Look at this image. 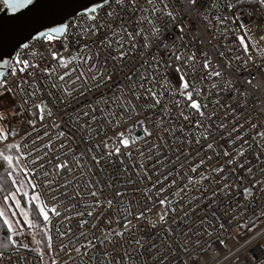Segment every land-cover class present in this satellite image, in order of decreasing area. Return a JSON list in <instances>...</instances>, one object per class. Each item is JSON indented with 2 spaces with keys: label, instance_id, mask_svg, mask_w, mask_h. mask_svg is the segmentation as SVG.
<instances>
[{
  "label": "built area",
  "instance_id": "obj_1",
  "mask_svg": "<svg viewBox=\"0 0 264 264\" xmlns=\"http://www.w3.org/2000/svg\"><path fill=\"white\" fill-rule=\"evenodd\" d=\"M247 1L249 0H244L243 3L236 5V0H214L216 6L212 7L213 0H198L202 13L207 12L209 17L207 20H201L194 14L184 15L186 8L184 0H164L169 5V10L174 11L178 18L183 16L184 24L186 25L184 33L178 36L172 30L171 23H168L165 35L169 39L166 40V43L171 44V41L175 40L185 55L196 54V80H201V76L205 78L198 84V88L203 89L202 95L194 96V99L207 105L203 109L206 115L215 113L212 116L213 126L220 123L225 124L223 138H221V131L214 128L217 143L224 146L229 138L230 129L236 125L242 140H236L230 146L232 157H235L237 160H247L249 166L253 169L252 173L245 171L239 175L235 172L228 175L229 182L242 180L244 186L250 182L256 183V188L252 190L253 195L247 201L244 200L242 195H237L235 184L231 190V195L225 196L224 193L217 191V183L208 180L201 181L203 186L208 188V192L185 191L181 194L184 197L183 201L175 205L177 208L175 222L171 223L170 227L175 231L176 238L182 242L183 237L181 236V232L189 226L187 218L181 219L184 216V211H187L189 207L187 201L193 196L200 197V200L194 201V203H200L203 209L200 214L207 215L209 211L208 204L211 203L209 198L212 197L213 192L217 193L215 202L212 203L211 211H216L220 219H213V222L217 226L220 223L225 224L227 229L224 233L225 237H232V239L228 240L229 248H232V245L237 243L243 244L247 240L251 241L250 244L239 252H236V249L232 248V253L235 254H231L228 249H224V255H227L229 258L222 259V264H245V261L249 260L251 254L259 255L261 251H264V234H262L264 233V215H261L264 212V191L261 190L264 189V140H261L257 135L258 132L264 131V88L250 90L247 96L241 95L245 91L243 81L251 78V75H256L257 81H259L260 76L264 75V56H261L256 51L255 46L251 44L249 46V53L246 55L236 38L238 35H243L246 31L241 25H246L254 37L258 36L262 29H264V10H261L258 4ZM138 3L145 8L151 7L146 4V0H138ZM156 3L158 8L163 6L159 0H156ZM228 3L236 6L228 9L226 7ZM104 8L105 4L99 7L98 10ZM122 15L123 20L118 21L119 23H124L130 31L138 28L142 29L144 34L148 35H150L152 26L144 20L145 16L153 19L157 26L165 24L169 19L166 15L159 12L156 16H150V13L147 11L143 13L136 12L135 14L128 11L122 13ZM217 16L222 19L217 20L213 18ZM103 21L104 15L101 11L98 22ZM87 23L89 22L82 19V14L71 18L66 24H71L68 28V36L62 41L67 45V51L61 49V42L59 41L53 43L51 50H60L65 57H69L84 44H91V41L86 38L85 33L82 31V29L87 27ZM77 24H80L81 27H74ZM141 41L142 37L137 38L138 44ZM260 44L264 46V41H260ZM27 45L29 46L27 49L21 48L17 54L30 59L32 51L47 52L49 50L48 42L43 39L30 40ZM153 51L156 53V59L161 60V64L156 68L157 78L160 75H166L173 86V91H175L179 86V80L178 74L174 69L179 65L169 59L165 50L161 49L157 51L155 45H153ZM249 55L254 62H248L246 67H243ZM237 57H240V59L238 60ZM205 58L211 61V67L206 70L207 73H211L213 69H216L222 72L221 77L205 74V70L201 67ZM140 59H148V57L138 55L135 60L129 59L124 72H127L134 65H138ZM49 61L50 57L45 61L48 66L52 67L56 65L55 61ZM165 63L170 65V67L165 68ZM152 70V68L148 69V71ZM58 71L63 72L64 69H58ZM144 71V68L140 69V73ZM192 75L193 73L188 71V76L191 77ZM39 78L37 76V79ZM72 78H75V73L72 74ZM119 79L123 80V73H121ZM151 79L149 77V83L145 84V88L153 86L159 90V84L151 85ZM227 81L232 82V87L227 85ZM213 84L216 87H212ZM51 91L56 92L55 89H51ZM48 92L49 89L44 87L35 99H30L27 104H23L24 97L17 96L14 100L13 107L22 105L23 109L27 110H30L31 105L39 102L41 99L48 105H55L52 108L53 115L49 117L45 114L43 122L35 124V130H33L32 125L22 122L23 116H14L10 110L8 120L3 121L5 127H11L19 131V135L9 137L8 141L17 142V145H19V154L24 169L31 179L34 182L43 184L46 182L43 175L44 171L53 172L49 180H54L55 182L50 184V187L57 188L58 190L42 197L49 208L52 205H56V211L59 213V215H53L49 212L48 260L26 249L15 248L0 254V264H109L112 258L119 260L121 256L125 257L124 264H156L152 256L157 251L163 253L166 243H172L173 251H176L177 256L183 259V252L177 251L176 243L173 242L172 238L166 236L163 229L157 231L135 220H133V223L137 224L138 228L134 229L131 234L125 232L124 238H116L114 244L106 243L103 248L88 250L86 248L87 241L81 235V232L87 233L88 239H92V233L96 232V229H91V224L96 223L98 228L105 227L104 217H101L99 221H94L92 217H88L86 214L80 215V213H86L87 211L84 206L93 202V198L89 196L90 190L97 191L98 193L102 190V195L99 197L101 201L105 197L111 198L116 190L127 191L128 196L125 197V200L132 198L133 203L136 200L140 201L141 210L145 207L150 209L149 212L145 213L149 217H155L158 212L162 211L158 203L161 197H168L172 201L180 200L179 196L172 195L173 191H179V189L172 185L171 182L175 180L177 184H182L188 175H192L198 179L196 173H190L189 169L197 165L200 159V156L197 155L198 146L193 145L189 147L187 144H184L182 142V135L178 130L183 127L185 132H187L189 128L188 122L178 115L180 109L174 103V100H180L181 107H183V98L168 96L165 93L162 97V105L171 108L170 115L158 109H150L149 101L142 99L138 102L140 106L138 118L143 121V126L152 133L151 136H145L143 128L136 127L135 121L130 120L120 126L113 124L111 128L103 127L100 135H97L94 131L92 133L93 139L89 144L82 142L81 133L72 127V119L76 115L73 108L78 106L75 104L66 106L59 102L58 94L57 99L54 100L52 96L48 95ZM12 99L11 93L6 94L3 103L7 106L8 101ZM88 99H91V96ZM24 116H28L29 119H35L34 116L29 114V111H25ZM198 118V116L193 114V122ZM53 121L57 122L58 127L52 126ZM161 121H163L164 127L177 129L175 135H169L167 132L158 129L157 124ZM102 123V121H98L96 124H93V128L100 127ZM205 124H208V121H205ZM252 124L257 125V127L252 128ZM240 126H242V129ZM61 128L65 132V137L62 139L67 148H61L60 141L57 139V133ZM70 129L71 135L74 136L71 142H69L68 138ZM25 130L30 133L26 138ZM45 131L48 132L47 136L44 134ZM120 132H124L126 135L129 132L134 133L138 138L137 147L145 155L141 157L134 149L131 158L121 156L119 159L104 160L101 166H97L90 161L92 153H88L87 160L85 157H81L82 167L76 166V161L73 160V151L77 154L84 152L86 148L94 147L99 141L109 136L114 137ZM37 134L40 136L39 140L36 139ZM236 135L237 133L235 132L231 133L232 138ZM161 136L164 137L163 140L157 139V137ZM49 137L53 141L50 155L46 154L47 149L44 148ZM34 140L36 141L35 144H33ZM68 149H72L73 151H69ZM240 149L244 150V157L236 156V151ZM96 154L99 155V153ZM200 155L206 157L207 154L201 153ZM54 156H59L61 161L69 163L71 171L65 172L62 170L60 175H56L53 171V164L58 161L53 159ZM257 156L260 157L259 160L256 159ZM120 159L124 160L123 165L120 164ZM225 159L228 158L221 157L219 164L215 160H206V163L201 166L204 174L207 175L212 168L223 164ZM141 164H143V167H140ZM125 168L127 171H122ZM168 173H171V175L165 180L164 176ZM225 174H228V170H226ZM129 180L135 183L129 184ZM158 180L159 183H157ZM109 183H111V186H109ZM218 183L222 185L224 181L219 180ZM65 184L67 188L60 187V185ZM161 187L165 189L163 192L158 191ZM37 191H40V189H37ZM44 191L47 193L48 189H44ZM65 191L68 193L67 196L63 195ZM77 192L79 195L76 194ZM145 192L152 199H148ZM52 196H56L58 199L53 200ZM116 204H119L118 199L114 201V207ZM181 209L184 211H181ZM198 218L199 216H196L192 219V225L196 224V219ZM255 218H259L261 221L257 225H253L254 223L250 224ZM168 219L171 221L173 217L169 216ZM84 221H87V226L82 229L80 225ZM238 223L241 227H237ZM112 227H117L115 220ZM117 230L120 229L118 228ZM96 234L100 235L98 232ZM136 239H140L144 243V248L141 249L135 244ZM153 244L156 247L150 251ZM76 249H79V253ZM85 251L88 252V255H82ZM105 251L109 253L108 256L103 255ZM141 252L143 255H141ZM237 256H239L238 261L236 259ZM170 264H176L175 257L170 261ZM189 264H195V262L189 261Z\"/></svg>",
  "mask_w": 264,
  "mask_h": 264
},
{
  "label": "snow or ice",
  "instance_id": "obj_2",
  "mask_svg": "<svg viewBox=\"0 0 264 264\" xmlns=\"http://www.w3.org/2000/svg\"><path fill=\"white\" fill-rule=\"evenodd\" d=\"M163 5L161 8L157 7L156 0H146V4L150 5V8H145L139 5L138 0H105V8L98 10L97 8H89L87 4H82L80 7L85 9L82 14V19L89 22L87 27L82 29L91 44H84L82 47L78 48L73 55L65 57L60 50H51L54 42H61V49L67 51V45L62 41L68 36V28L71 26L64 25L60 21H52V23L60 24L58 27H50L48 25H43L47 27V32H40L39 37L46 40L49 45V50L45 51H32L30 53L31 58H24L17 54L13 60L9 61L4 59L5 55L10 56L11 52H3L0 50V122L8 120L9 110L11 114L16 116H23L22 122L30 124L35 130V124L37 122L42 123L44 115L51 117L53 115L52 108L55 105H48L41 99L39 102H35L31 105V109H23L22 105L13 107L14 100L17 96L24 97L23 104H27L30 99L34 100L38 93H40L44 87L49 89L48 95L52 96L54 100L57 99V94L59 97V102L65 104L66 106H72L73 104L78 107H74L73 111L76 113L75 117L72 119V127L75 128L77 132L81 133V141L85 143H91L93 139L92 133L95 131L97 135L101 134L102 128H111L113 124L120 126L123 123H127L130 120L135 121L136 127H142L145 136H151L152 133L148 131L146 127L143 126V121L140 120V106L138 104L142 99L150 102V109H158L163 113H171V108L162 105V97L165 93L172 97H182L183 107H181L180 100H174L177 108L180 109L178 115L183 118L184 121L188 122L189 128L187 132L183 127L179 128V132L182 135V142L187 144L189 147L195 145L198 146L197 155L200 156L197 165L190 167V173H196L194 178L192 175H188L184 183L177 184L175 180L171 183L179 189V191H173L172 195L179 196V201H172L168 197H161L158 200L162 211L158 212L155 217L146 216V212L150 209L146 207L141 210L140 201L136 200L133 203V199L129 198L125 200L128 196L127 191L116 190L111 198L105 197L103 201L100 200L101 192L89 191V196L93 198V202L84 207L87 209L86 213H80V215H87L92 217L94 221H99L101 217H104L103 228H98L96 223L91 224V229H96V232L92 233V239H88L87 233L81 232L87 241L86 248L88 250L95 248H103L105 244H114L116 238L123 239L125 232L129 234L132 233L134 229L138 228L137 224L133 223V220L139 221L146 224L149 228L156 229L160 231L163 229L167 237L173 239V242L177 245V251H182L184 258L181 259L177 256L176 251L172 249V243H166L165 251L163 253L157 251L155 255L152 256L153 261L156 264H170L173 258H176V264H189V261H194L195 264H222V259H228L227 255H224L223 250L228 249L229 253H232V248L239 252L241 249L246 247L251 243L250 240L245 241L243 244H234L232 248H229L228 240L232 237H225L224 233L227 231L225 224L220 223L218 226L213 222V219L219 220L216 211H211L212 203L215 202L217 196L216 192L212 193V197L209 198L211 203L208 204V214L201 215L203 211L200 203H194V201L200 200V197L193 196L187 201L189 207L187 211H184V216L181 218H187L188 227L186 230L181 232L183 241L181 242L176 238L175 231L170 227L171 223L175 222V214L177 208L175 205L182 202L184 197L181 195L185 191H200L202 193L208 192V188H205L201 181L211 180L217 183V191L224 193L225 196L231 195V190L235 184L237 189V195H242L244 200L247 201L249 197L253 195L252 190L256 188V183L250 182L248 185L244 186L243 181L229 182L228 175L235 172L239 175L242 172L252 173L253 169L249 166L247 160H237L232 157V152L230 146L235 143L236 140H242L239 134L238 127L234 125L229 132V138L224 146L217 143L215 136V129L221 131V138H223V129L225 128L224 123L217 124L213 126L212 116L206 115L205 109L206 104L198 102L194 99V96H201L203 93L202 88H198V84L205 78L201 76V80H196V61L197 56L195 53L185 55L183 51L180 50L179 46L176 44L175 40L171 41V44L166 43L169 39L165 35L167 31V24L171 23L172 30L180 34L184 33L186 25L184 24L183 16L177 17L176 13L169 10V5L164 2V0H159ZM244 0H236V5L243 3ZM250 3L258 4L261 10H264V0H249ZM186 8L184 10V15L194 14L198 19L207 20L209 19L207 12L201 11V5L198 0H184ZM236 5L228 3L226 7L232 9ZM216 4L213 0L212 7ZM48 8L53 13L63 12L65 15L74 14L64 11L61 4L52 2L49 4H42L41 0H0V11L10 13L12 16H16L17 13L21 15L24 12H34L38 8ZM103 12L104 21L98 22L100 20V12ZM131 11L134 14L136 12L143 13L145 11L150 13V16H156V14L162 13L166 15L169 19L165 24L157 26L156 22L145 16L144 20L151 25L150 35L144 34L142 29L129 30L124 23H119L118 21L123 20L122 13ZM159 18V17H158ZM214 19L220 20L221 17H213ZM142 22V21H141ZM74 27H81L80 24ZM246 31L243 35H238L236 38L243 52L247 55L249 53L250 44L255 46L256 51L264 56V46L260 44V41H264V29L258 36L253 37L251 30L247 29L246 25H241ZM142 37L141 43H137V38ZM35 39V38H34ZM153 45H155L156 50H165L166 54L169 56L170 60L176 62L179 66L174 69L178 74L179 86L173 91V86L168 80L166 75H160L157 78L156 68L161 64V60L156 59V53L153 51ZM28 45H23V48L27 49ZM147 56L148 59H140L138 65H134L129 68L127 72H124V68L127 67V61L129 59L135 60L137 57ZM50 57V61H55V66H48L45 63L46 59ZM239 60L240 57H237ZM151 61V63H150ZM248 62H254L252 57L249 55L247 61L243 65L246 67ZM71 65V67H70ZM170 67L165 63V68ZM201 67L205 70L206 75L213 77H221L222 72L213 69L211 73H207V69L211 67V61L205 58L201 64ZM144 68L145 71L140 73V69ZM152 68V71H148ZM58 69H64L63 72L58 71ZM188 71H191L193 75L188 76ZM75 73V78H72V74ZM123 73V80L119 79V76ZM37 76L40 78L37 79ZM66 77L68 78L66 80ZM149 77H151V85L159 84V90L153 86L145 88V84L149 83ZM163 81V83H161ZM229 87H232V82H226ZM245 85V91L241 95L247 96L250 90H259L264 88V75L260 76V80L257 81L256 75H251V78L243 81ZM212 87H216L215 84ZM51 89H55L56 92H52ZM11 93L13 96L12 100L8 101L7 106L3 103L5 95ZM91 96V99L88 97ZM19 109V110H18ZM147 109V110H150ZM38 110V111H37ZM187 110V111H186ZM194 110V111H193ZM29 111L31 116L35 119H29L28 116H24V112ZM99 114V115H98ZM195 114L199 118L194 122L192 116ZM147 119V117H146ZM98 121H102L100 127L93 128V124ZM208 121V124H205ZM53 127H58L56 121L52 122ZM252 128H256L257 125L252 124ZM157 128L167 132L169 135H175L177 129L166 128L163 126V121L157 124ZM242 129V126H240ZM237 133V135L232 138L231 133ZM45 136L48 132L45 131ZM19 135V131L12 129L11 127H5L0 124V144H3V148H0V169H3L4 175L9 179L13 177V173L19 168V159L14 155L10 154L13 149L17 152L20 151L19 145L15 143H5L9 140V137H15ZM30 135L25 130V138ZM257 135L264 140V131L258 132ZM65 137V132L63 128L57 133V139L60 141L61 148H67V145L62 139ZM69 142L74 139L71 135V129L69 130ZM23 139V138H22ZM37 140L40 139L39 134L36 137ZM157 139L163 140L164 137H157ZM36 141H33L35 144ZM138 138L134 133L129 132L127 135L124 132L117 133L114 137H106L105 139L99 141L94 147H88L77 154L73 151V160L76 161L77 167H82L81 157L88 159L87 154L92 153L90 156V161L97 166L102 165L104 160H114L119 159L121 156H127L131 158L133 150L143 157L145 154L139 150L137 147ZM53 141L49 137L44 148L47 149L48 155L51 154ZM123 149V151H122ZM39 151V149H38ZM96 153H99L97 155ZM201 153H206L205 156H201ZM66 156V153H65ZM236 156L244 157L245 152L243 149L236 151ZM221 157L228 158L225 159L223 164L218 167L212 168L211 171L205 175L203 169L201 168L207 161H213L219 164ZM232 157V158H229ZM53 159L58 161L53 164V171L56 175H60L61 171L69 172L71 171L70 164L66 161H61L59 156H54ZM257 160L260 159L259 156L256 157ZM120 164H124V160L120 159ZM143 167V164L140 165ZM199 169V170H198ZM228 170V174L225 172ZM91 171V169H89ZM122 171H127V169H122ZM28 174L25 173V176ZM45 183L41 184L34 182V180H28V186L32 188V194L29 195L27 191L24 190L25 185L22 181L17 179H11L13 187H15V192L8 190L7 194L4 196V202L7 205L9 199L13 204L20 208L21 199L26 200L29 204L34 203V211L43 218L45 223L49 222V212L53 215H59L56 211V205H52L51 208L42 199L43 196L49 195L51 192H55L58 189L50 187V184L54 183V180H49L53 175L52 171H44ZM168 173L164 176L167 180ZM38 179V178H36ZM219 180H223L224 183L220 185ZM129 184L135 183L129 180ZM159 183V180L157 181ZM20 185L19 187H16ZM111 186V183H109ZM60 187L67 188V185H60ZM40 189V191H37ZM44 189H48L46 193ZM165 189L161 187L158 191L163 192ZM264 191V189H261ZM0 191H3L0 188ZM21 193V199H17L16 194ZM79 195V193H76ZM63 195L67 196L68 193L65 191ZM148 199H152L151 196L145 192ZM53 200H57L56 196H52ZM119 200V204L114 207V201ZM135 209V210H134ZM108 210V211H106ZM23 212V209H21ZM264 215V212L261 213ZM169 216L173 219L170 221ZM199 216L196 219V224L192 225V219ZM0 220H3V224L7 227L8 233L14 231L12 222L5 216L3 211H0ZM115 220L117 227H112ZM24 222L31 226L32 222L28 218V213L24 212ZM87 226V221L81 223L80 227L83 229ZM168 226V227H165ZM237 227H241L238 223ZM120 230H117V229ZM100 233L98 236L96 233ZM264 234V233H262ZM195 237V239H193ZM12 237L9 236V239ZM255 239V237H253ZM95 241V242H94ZM135 244L139 248H144V243L140 239L135 240ZM155 245L151 246V249H155ZM79 253V249H76ZM82 255H88L85 251ZM104 256H108L109 253L105 251ZM141 255L143 253L141 252ZM237 261L239 256H237ZM125 257L121 256L119 260L112 258L109 264H124ZM245 264H264V251H261L259 255L251 254L248 261Z\"/></svg>",
  "mask_w": 264,
  "mask_h": 264
},
{
  "label": "water",
  "instance_id": "obj_3",
  "mask_svg": "<svg viewBox=\"0 0 264 264\" xmlns=\"http://www.w3.org/2000/svg\"><path fill=\"white\" fill-rule=\"evenodd\" d=\"M58 3L63 6V12L53 13L48 8H38L34 12H24L23 15L17 13L12 16L10 13L0 11V50L3 52H11V55H5L6 60H13L16 52L27 45L30 40L41 39L40 32H47L50 27H58L60 24L52 23V21H60L66 25L67 22L78 14H83L85 9L80 7L82 4H87L89 8H99L105 4V0H41L42 4Z\"/></svg>",
  "mask_w": 264,
  "mask_h": 264
},
{
  "label": "trees",
  "instance_id": "obj_4",
  "mask_svg": "<svg viewBox=\"0 0 264 264\" xmlns=\"http://www.w3.org/2000/svg\"><path fill=\"white\" fill-rule=\"evenodd\" d=\"M8 143L17 144V142H8ZM10 154L14 155L15 157L19 159L20 154L15 149H13ZM19 175L20 177L17 176V173L15 171L11 179H17V180L22 181V183H24V179L28 178V175L25 176L24 172L22 174L20 172ZM11 179H9L6 175H4L3 169H0V188L3 189V191H0V198L2 201L4 200V196L7 194L8 190L15 192V187H13ZM19 186L20 185H17L16 187H19ZM16 196L18 199H21L22 194L17 193ZM21 201L23 203H27V201L24 199H21ZM30 206L32 208L33 225L37 231L38 239L41 241L43 249H41L40 247H35V246L30 247V246H27L26 244H23L22 241L19 239V236H14L13 232L8 233L7 227L3 224V220H0V254L3 252L9 251V250L15 249V248H23L28 251L34 252L38 254L39 256L48 260V255H49L48 222L45 223L43 221V218L40 217L36 211H34V203L30 204ZM9 236H11L12 238L9 239Z\"/></svg>",
  "mask_w": 264,
  "mask_h": 264
},
{
  "label": "rangeland",
  "instance_id": "obj_5",
  "mask_svg": "<svg viewBox=\"0 0 264 264\" xmlns=\"http://www.w3.org/2000/svg\"><path fill=\"white\" fill-rule=\"evenodd\" d=\"M103 6V5H102ZM101 7V6H100ZM252 34V32H251ZM254 37V35L252 34ZM0 124H3V122H0ZM7 143L9 141H6ZM3 144H0V148H2ZM19 168L16 169L17 176L20 177V172L21 174L24 172L26 173L21 156H19ZM28 180H32L31 177L28 175V178L24 179V185L25 188L24 190L29 193V195L32 194V188L28 186ZM18 199V198H17ZM28 203V202H27ZM23 203L21 201L20 208H17L11 199H9L7 205L5 204L4 200L2 201L0 198V211H3L5 213V216L12 222L14 231L13 234L14 236H19V239L22 241L23 244H26L27 246L30 247H40L43 249L41 241L38 239L37 231L33 225V220H32V208L30 204L28 203ZM23 209V212L21 211ZM24 212L28 213V218L32 222L31 226L26 224L24 222ZM261 219L255 218L253 221H251L250 224L254 223L253 225H257ZM31 228V229H29Z\"/></svg>",
  "mask_w": 264,
  "mask_h": 264
},
{
  "label": "bare ground",
  "instance_id": "obj_6",
  "mask_svg": "<svg viewBox=\"0 0 264 264\" xmlns=\"http://www.w3.org/2000/svg\"><path fill=\"white\" fill-rule=\"evenodd\" d=\"M18 52V51H17ZM17 52H16V54H17ZM16 54H15V56H16Z\"/></svg>",
  "mask_w": 264,
  "mask_h": 264
}]
</instances>
